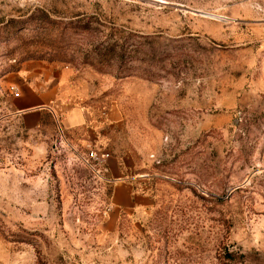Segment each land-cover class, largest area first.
<instances>
[{
  "label": "rangeland",
  "instance_id": "obj_1",
  "mask_svg": "<svg viewBox=\"0 0 264 264\" xmlns=\"http://www.w3.org/2000/svg\"><path fill=\"white\" fill-rule=\"evenodd\" d=\"M33 66L90 91L89 130L19 127ZM0 264H264V0H0Z\"/></svg>",
  "mask_w": 264,
  "mask_h": 264
},
{
  "label": "crops",
  "instance_id": "obj_2",
  "mask_svg": "<svg viewBox=\"0 0 264 264\" xmlns=\"http://www.w3.org/2000/svg\"><path fill=\"white\" fill-rule=\"evenodd\" d=\"M4 85L18 93L17 97L9 93L8 109L22 130L66 144L76 131L90 129L91 115L85 103L90 101V91L77 89L66 70L26 67L8 75ZM113 166L111 161L104 166L110 177ZM130 192L128 185L119 184L112 189L111 197L118 205H127Z\"/></svg>",
  "mask_w": 264,
  "mask_h": 264
},
{
  "label": "built area",
  "instance_id": "obj_3",
  "mask_svg": "<svg viewBox=\"0 0 264 264\" xmlns=\"http://www.w3.org/2000/svg\"><path fill=\"white\" fill-rule=\"evenodd\" d=\"M8 91L12 96H18V93L14 88H9ZM108 158L109 156L107 154H98L97 152L90 150L89 153L85 156L84 162L87 165H94L99 167L106 163Z\"/></svg>",
  "mask_w": 264,
  "mask_h": 264
},
{
  "label": "trees",
  "instance_id": "obj_4",
  "mask_svg": "<svg viewBox=\"0 0 264 264\" xmlns=\"http://www.w3.org/2000/svg\"><path fill=\"white\" fill-rule=\"evenodd\" d=\"M223 258L225 260L230 261V262L237 261V259H243V257L241 255H236V254H233L231 252H225Z\"/></svg>",
  "mask_w": 264,
  "mask_h": 264
}]
</instances>
